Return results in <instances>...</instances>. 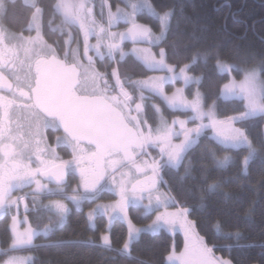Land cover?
Instances as JSON below:
<instances>
[{
    "label": "snow or ice",
    "instance_id": "1",
    "mask_svg": "<svg viewBox=\"0 0 264 264\" xmlns=\"http://www.w3.org/2000/svg\"><path fill=\"white\" fill-rule=\"evenodd\" d=\"M10 6L16 8L17 0H0V21ZM19 6L27 13L26 29L10 31L0 23V217H11L8 240L0 243V264H36L34 251L64 243L86 244L134 264H149L133 256V246L142 234L162 233L173 238L162 264H233L217 256L219 246L197 230L188 203L198 193L203 210L206 196L221 192L223 185L207 183V167L200 169L206 188L185 183L186 178L195 179L188 156L204 137L224 153L205 150L217 169L239 165L248 176L254 160L264 163V131L258 143L250 134L255 121L264 122V50H246L241 57L239 44L226 52L218 39L221 33L233 35L228 19L235 20L236 13H228L212 30L186 16L182 6L177 10L175 4L153 0H120L114 10L109 0H101L99 18L94 0H51L47 20L40 0H21ZM181 20L192 25L194 40L211 42L178 66L169 62L170 51L177 55L169 34H174L173 22L178 29ZM46 31L58 39L50 43ZM246 38L247 30L236 36L238 41ZM129 58L142 67V75L121 72ZM210 60L217 75L227 78L217 99L236 105L231 115L221 116L215 99L206 104L204 74L192 75L195 66L207 67ZM58 148L70 149V158L64 159ZM69 176H78L74 186ZM176 185L184 192L183 200L173 194ZM105 194L112 199L105 200ZM223 195L227 200L228 193ZM73 209L93 231L98 220L104 221L98 243L92 237L36 243L62 229ZM133 211L151 222L138 227ZM117 222L126 226L119 247L111 238ZM225 227L216 220L212 235L235 241L224 246L229 253L259 247L264 257V244H242L241 231ZM177 233L184 237L180 251Z\"/></svg>",
    "mask_w": 264,
    "mask_h": 264
},
{
    "label": "trees",
    "instance_id": "2",
    "mask_svg": "<svg viewBox=\"0 0 264 264\" xmlns=\"http://www.w3.org/2000/svg\"><path fill=\"white\" fill-rule=\"evenodd\" d=\"M119 2L120 0H109V3L113 6ZM153 2L157 5L175 4L177 10L182 6L186 16L193 19L198 18L201 24L208 25L212 30L223 22V18L228 13L235 12V20L231 17L228 19V31L233 35L225 37L221 33L218 37V39L223 40L226 52L232 49L234 44L241 46L239 53L241 57L246 55V50L255 52L264 50V0H153ZM40 3L45 7V19L47 20L51 0H40ZM196 14H199L198 17ZM26 18L27 13L20 6L12 8L8 16L10 26L15 32H20L21 29L27 27ZM141 22L148 21L142 19ZM173 24L174 34L170 33L169 35L170 42L177 45V55L173 57L170 51L169 62L182 66L183 63L188 62L194 52H204L211 40H194L192 38V25L186 24L183 20H181L178 29L175 28V21ZM153 27L156 29L157 25L153 23ZM245 30H247V38L243 41L236 40V36L243 34ZM45 34L50 42H55L58 39V36L50 35L47 31ZM230 62L236 63L238 61L230 60ZM214 65V60H210L207 67L199 64L194 67L192 74L195 76L204 74L205 79L201 90L206 97V104H211L215 99L220 115H231L236 105L217 99L219 90L223 83L227 82V78L218 76ZM98 67L103 70L99 63ZM120 69L123 74L134 77L143 74L142 67L132 58L123 62ZM156 102L159 103L158 100ZM149 113L151 115V112ZM166 115H168V118H172L171 114L166 113ZM254 124L255 127L250 129V134L254 141L258 143L259 134L264 131V122L257 120ZM207 135L211 136L210 132ZM49 142L54 144V138L50 137ZM205 150L216 151L219 156L224 154L215 141L207 137L201 138L200 144L188 156V159L193 161L194 171L192 176L195 179L186 178L185 187L206 188L200 169L201 167H207V183L218 182L223 185V188L221 192L206 196L203 201L205 204L203 210L199 208L201 201L198 193L196 199L189 197L188 203L194 209V214L190 218L197 222V230L205 236L206 240L219 246V250L216 251L217 256L231 259L233 264H264V257L261 256L259 247L243 250L233 249L229 253L224 246L235 244V241L225 239L223 236L213 237L212 235V224L216 220H221L226 226L225 231H235L237 228L241 231L244 239L240 243L264 244V163L259 159L254 160L250 166L249 175L244 176L240 172L239 165L227 169H217L212 158L206 154ZM59 153L64 159L70 158L69 149L59 148ZM153 155H155L154 150ZM232 155H235V153H232ZM185 163H187V160ZM179 172L180 175L184 174L183 167ZM165 179H169V177L165 176ZM77 181V177L71 176L69 184L74 186ZM223 193H228L227 200H225ZM173 194L181 200L184 199V192L179 185L174 186ZM104 199H112L111 194H105ZM87 210L88 207L85 206L84 211L87 212ZM137 216L138 214L133 211V221L140 227H144L151 222L150 219H138ZM10 222V215L4 216L0 220V243L8 240L6 230ZM33 223L37 222L33 220ZM103 229V220L97 221L95 231L87 228L83 215L77 214L73 209L68 223L62 229H58L48 240L43 237L37 238L36 243L48 244L54 241L87 240L89 237H92L98 243ZM125 237L126 226H122L117 222L111 233L114 246L119 247ZM175 240L179 241L177 248L181 250V235H176ZM172 244L173 238L168 233L156 236L142 234V239L133 246V256L138 257L139 260L149 261V264H162L167 252L171 250ZM32 255L36 264H134V262L120 257L116 253L107 252L86 244H56L52 247L34 251Z\"/></svg>",
    "mask_w": 264,
    "mask_h": 264
},
{
    "label": "rangeland",
    "instance_id": "3",
    "mask_svg": "<svg viewBox=\"0 0 264 264\" xmlns=\"http://www.w3.org/2000/svg\"><path fill=\"white\" fill-rule=\"evenodd\" d=\"M100 6H101V0H94V13L96 14V16H97V18H99V14H100ZM114 8H115V6H113V10H114ZM105 15H106V10H105ZM123 28V25H120L119 26V29H122ZM35 34V33H34ZM93 43H95V41L93 40L92 41ZM129 49L131 48V46H129L128 47ZM121 70V69H120ZM122 72V71H121ZM193 75V74H192ZM233 75H236L235 73H233ZM195 76V75H194ZM237 79H239L240 77L237 75V77H236ZM177 87H179V86H181V84H177L176 85ZM167 88H168V90H169V92H171V90H172V86L171 85H168L167 86ZM195 90V86H193L192 87V91H194ZM202 91V90H201ZM149 115H150V113H149ZM169 120H170V118H169ZM210 135H211V133H210ZM70 150V149H69ZM57 151H58V153H59V148L57 149ZM155 151V150H154ZM60 154V153H59ZM77 178H78V176H77ZM45 203H47V200H45L44 201ZM70 207H72L71 205H69ZM20 213H21V215L23 214V206H21V208H20ZM3 217H0V220L2 219ZM35 222H37V221H35ZM43 222H46V218H45V220L43 221ZM66 225V224H65ZM138 226V225H137ZM138 227H140V226H138ZM178 240H175V246H176V249H177V251H180V250H178V248H177V246H178ZM181 242H182V248H181V250L183 249V245H184V237L182 236V240H181Z\"/></svg>",
    "mask_w": 264,
    "mask_h": 264
},
{
    "label": "flooded vegetation",
    "instance_id": "4",
    "mask_svg": "<svg viewBox=\"0 0 264 264\" xmlns=\"http://www.w3.org/2000/svg\"><path fill=\"white\" fill-rule=\"evenodd\" d=\"M20 3H21V0H17V6H19ZM11 9H12V7L10 6V7H9V10H8V14H7V16L4 17L3 20L0 21V23H2L3 26L6 27V28H8L10 31H14V29L11 28V26H10V22H9V20H8V16H9V13H10ZM55 23H59V19H56ZM24 29H26V28H24ZM27 34H28V33L25 31V35H27ZM32 34L34 35V32H33ZM45 35H46V34H45ZM46 39H47V38H46ZM49 42H50V41H49ZM50 43H51V42H50Z\"/></svg>",
    "mask_w": 264,
    "mask_h": 264
},
{
    "label": "water",
    "instance_id": "5",
    "mask_svg": "<svg viewBox=\"0 0 264 264\" xmlns=\"http://www.w3.org/2000/svg\"><path fill=\"white\" fill-rule=\"evenodd\" d=\"M128 45H131L130 43ZM68 182H70V176L68 177Z\"/></svg>",
    "mask_w": 264,
    "mask_h": 264
},
{
    "label": "crops",
    "instance_id": "6",
    "mask_svg": "<svg viewBox=\"0 0 264 264\" xmlns=\"http://www.w3.org/2000/svg\"><path fill=\"white\" fill-rule=\"evenodd\" d=\"M177 235H181V237L183 236V234H182V233H177Z\"/></svg>",
    "mask_w": 264,
    "mask_h": 264
}]
</instances>
